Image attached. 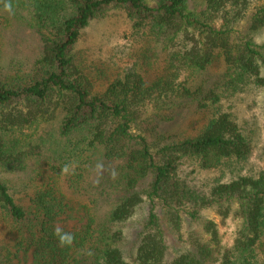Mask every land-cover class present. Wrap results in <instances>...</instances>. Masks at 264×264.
I'll use <instances>...</instances> for the list:
<instances>
[{"label": "trees", "instance_id": "obj_1", "mask_svg": "<svg viewBox=\"0 0 264 264\" xmlns=\"http://www.w3.org/2000/svg\"><path fill=\"white\" fill-rule=\"evenodd\" d=\"M26 9L41 54L28 72L0 77V170L24 172L52 154L23 181L25 203L0 177V264H264V170L249 163L264 106L258 117L235 111L251 113L248 97L264 90V41L251 37L264 38V0H0V41ZM111 11L130 23L133 44L128 66L95 95L75 48ZM217 59L220 86L203 87ZM188 103L201 125L159 134ZM59 113L57 138L44 137ZM144 206L128 249L124 225ZM206 211L233 222L229 244ZM63 216L83 223L59 228L71 244L55 234ZM163 224L186 246L171 258Z\"/></svg>", "mask_w": 264, "mask_h": 264}, {"label": "rangeland", "instance_id": "obj_2", "mask_svg": "<svg viewBox=\"0 0 264 264\" xmlns=\"http://www.w3.org/2000/svg\"><path fill=\"white\" fill-rule=\"evenodd\" d=\"M148 1L153 3L157 0ZM27 9L20 11L10 28L2 35L3 37L0 41V77L12 74L15 67H22L23 71H27L34 65L41 54L39 38L33 30L28 28L25 22L30 15ZM239 29L242 33H246V24H242V27H239ZM251 37L254 39L255 43H262V41H264V38H261L260 35L257 34ZM132 44L130 23L122 14L116 11H111L103 17L94 19L83 31L75 48V59L76 64L80 66L87 79L91 81L95 95H100L104 92L106 86L122 71L121 69L128 66L130 52L127 49H129ZM224 73L225 67L222 61L217 59L205 70V72L199 75L197 80L203 87L216 89L220 86ZM248 99H254L257 103L252 112L250 113L246 110V105L239 104L236 106V113L238 112L239 116L244 115V117H249V115H252L254 112L258 117L261 114L259 105L262 107L264 106V90L259 94L255 93L254 96L248 97ZM62 116V113H59L54 123L42 125L41 130L43 131L44 137H50L52 140L57 138V129ZM199 117L195 105L188 103L174 115L170 123L159 125V128H157L158 133L163 136L175 135L180 137L184 133H190L194 126L198 124L201 125ZM26 133L29 134L30 131ZM263 138L264 129H262L259 134L257 147L253 150L249 161L251 166L261 171L264 170ZM51 152L50 146H48L44 151L45 157L38 163L35 160L29 161L24 172L0 170V177L6 181L11 188L15 187L19 191L16 197L21 199L23 203H25V194L20 193L23 181L30 176L28 173L34 169L37 164H44L48 155L52 154ZM33 163L36 164L33 166ZM104 173L105 170H100V174ZM100 174L99 177L101 178L102 175ZM91 180H98V177H93ZM93 183L92 181L91 185H93ZM89 193L92 195L95 194V196L98 197L99 205L106 208L104 198L96 192V186L94 189H90ZM146 211L147 208L144 206L131 221L124 225V230L125 233L127 232L128 238V240L125 239V245L128 249H133L137 244V241L135 243V235L138 230L139 222L144 217ZM203 217L214 221L218 225L223 243L229 244L234 230L233 222L227 221L224 225H221L219 217L212 211L204 212ZM57 221V227L65 230H80L83 226V223L80 222L78 218L76 219L73 217L63 216ZM163 225L170 244L169 256L171 258L183 252L186 246L183 245V241L181 242L178 237L169 232L165 224ZM182 233L184 235V231ZM184 239L186 240V237H184Z\"/></svg>", "mask_w": 264, "mask_h": 264}, {"label": "clouds", "instance_id": "obj_3", "mask_svg": "<svg viewBox=\"0 0 264 264\" xmlns=\"http://www.w3.org/2000/svg\"><path fill=\"white\" fill-rule=\"evenodd\" d=\"M55 234L58 236L59 242L61 243V245L71 244V242L73 240L72 234H70V233H64L59 228L56 229Z\"/></svg>", "mask_w": 264, "mask_h": 264}]
</instances>
